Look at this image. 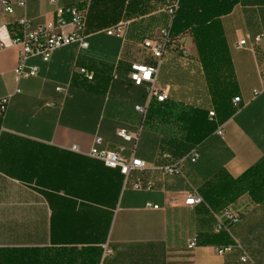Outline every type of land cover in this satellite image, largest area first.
<instances>
[{
    "label": "crops",
    "instance_id": "1",
    "mask_svg": "<svg viewBox=\"0 0 264 264\" xmlns=\"http://www.w3.org/2000/svg\"><path fill=\"white\" fill-rule=\"evenodd\" d=\"M178 1L25 0L0 14V99L10 98L0 119V264H242L239 248L217 249L236 243L252 249L254 232L243 221L264 212L233 183H220V173L237 179L264 158V94L254 96L264 83V0H238L221 17L235 92L231 116L214 103L190 33L179 35L161 60L144 46L171 27ZM57 7L86 12L89 48H61L49 62L32 58L39 74L18 80L20 48L12 39L22 35L19 22L57 27ZM64 19L67 25L56 29L69 33L71 15ZM117 25L122 34L108 35ZM134 63L158 66L164 102L131 82ZM145 105L143 116L137 107ZM194 110L206 111L215 130L198 146L196 163L165 175L156 168L193 147L184 141L183 116ZM222 125L224 138L216 135ZM97 137L102 149L139 158L147 168L126 178L91 158ZM137 179L152 188L134 189ZM194 191L202 203L188 206ZM226 207L240 218L238 238L216 232Z\"/></svg>",
    "mask_w": 264,
    "mask_h": 264
},
{
    "label": "built area",
    "instance_id": "2",
    "mask_svg": "<svg viewBox=\"0 0 264 264\" xmlns=\"http://www.w3.org/2000/svg\"><path fill=\"white\" fill-rule=\"evenodd\" d=\"M55 3V1H53ZM15 5L24 7L26 5L25 0L12 2L10 0H0V14L7 13L12 14L14 12ZM177 8H173L170 10L172 14L174 10ZM56 13L58 15V21L56 26L58 28L65 27L67 22L64 19L65 14L71 15V22L69 23L72 27V31L69 33L58 32L57 27L52 25H44L33 28L30 22L27 19H23L19 22L20 27H22L23 32L21 36H17L12 39V45L20 48V58L18 65L15 69L17 79H26L30 77H36L39 74V67L36 65H30L29 60L32 58H41L44 62H49L57 50L71 46L77 45L79 48L88 49L89 43L86 40V37L82 33L84 29V25L86 22V12L77 7H57ZM123 32V25H117L107 31L108 35H121ZM174 42L171 41L168 30L163 31L161 37L155 39L154 41L147 40L144 43V46L150 50L153 57L157 60H161L168 50L169 47ZM245 44L242 42L241 45ZM5 45L0 43V50L4 49ZM159 69L157 65L145 64V63H134L131 65L130 71V80L135 86H148V93L150 98H156L159 102H164L167 98V90L160 91L156 87V77L158 75ZM81 74L84 75L88 80H93V75L86 69L81 70ZM147 74V75H146ZM61 90V89H58ZM264 94V83L262 89L255 90L254 96H259ZM9 97H3L0 99V119H3L6 115L9 106ZM241 102L239 97L234 99V103L238 106ZM148 105L139 106L137 110L143 115L146 116L148 112ZM211 117H214L215 114L211 112ZM4 130V128L0 127V133ZM216 135L221 138L225 136V126H219L216 129ZM120 136L125 139H131V135L126 131H121ZM103 143L102 138L97 137L94 140V145L89 152V156L93 159H97L102 161L106 167L111 169H118L120 173L128 178L130 174L134 171H142L147 168L144 161L139 158L131 157L129 159L125 158L118 151H109L106 149H102L101 145ZM73 150L78 151V147L74 145L72 147ZM167 158V156H165ZM200 158V153L197 149H193L190 151L185 157L180 159L177 162H173L170 164L163 165L161 167H155L160 170L165 175H176L181 171V167L185 162L196 163ZM133 188L136 190L141 189H151L152 183H145L142 179H137ZM201 195L194 191L190 193L186 198V205L188 206H196L202 203ZM157 208V206H153ZM240 218L237 214L233 213L230 209L224 211V216L218 219V223L216 226V232L222 233L226 232L231 234L232 236V228L238 224ZM196 245V241H192L189 247L192 248ZM239 248L242 250L241 263L242 264H255L252 257L243 250L242 246L238 243L229 244L224 247L218 248L217 251L219 254H227L232 252L234 249Z\"/></svg>",
    "mask_w": 264,
    "mask_h": 264
},
{
    "label": "trees",
    "instance_id": "3",
    "mask_svg": "<svg viewBox=\"0 0 264 264\" xmlns=\"http://www.w3.org/2000/svg\"><path fill=\"white\" fill-rule=\"evenodd\" d=\"M237 2L238 0H179L177 8L171 14L172 25L168 28L173 42L181 34L190 33L193 37L214 103L220 106L221 113L226 116L232 115L235 92L231 60L222 32L221 17L230 13ZM207 116L208 113L203 110H194L183 116L184 130L187 133L184 141L188 146H193L186 154L193 149L199 151L198 146L214 132L215 126ZM220 183H233L235 193L236 189H240L241 194H248L253 202L261 205L258 209L264 212V158L237 179L228 178L220 173ZM229 189L233 191L232 187ZM226 210L227 207L223 211ZM258 215L259 212L256 214L258 222L251 227L254 232L251 237L253 246L247 253L255 264H262L264 214L261 217ZM240 224L241 222L235 227ZM235 227L232 228V233L238 238ZM243 247L247 249L244 245Z\"/></svg>",
    "mask_w": 264,
    "mask_h": 264
},
{
    "label": "rangeland",
    "instance_id": "4",
    "mask_svg": "<svg viewBox=\"0 0 264 264\" xmlns=\"http://www.w3.org/2000/svg\"><path fill=\"white\" fill-rule=\"evenodd\" d=\"M176 45H177V47H178V49H180L179 47H180V44L179 43H176ZM243 219V218H242ZM258 218H257V216H256V212L254 213V215L252 216V218L250 217L249 219H245L244 221H243V224H248V228H251V227H253V225L256 223V222H258V220H257ZM258 225V224H257ZM261 263L262 264H264V257L262 258V260H261Z\"/></svg>",
    "mask_w": 264,
    "mask_h": 264
},
{
    "label": "clouds",
    "instance_id": "5",
    "mask_svg": "<svg viewBox=\"0 0 264 264\" xmlns=\"http://www.w3.org/2000/svg\"><path fill=\"white\" fill-rule=\"evenodd\" d=\"M147 75V74H146Z\"/></svg>",
    "mask_w": 264,
    "mask_h": 264
}]
</instances>
